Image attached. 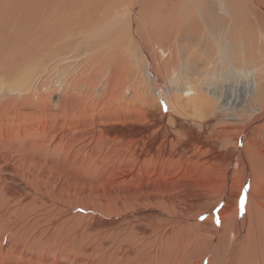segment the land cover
Masks as SVG:
<instances>
[{
	"label": "bare ground",
	"instance_id": "bare-ground-1",
	"mask_svg": "<svg viewBox=\"0 0 264 264\" xmlns=\"http://www.w3.org/2000/svg\"><path fill=\"white\" fill-rule=\"evenodd\" d=\"M126 1L0 0V56L12 54L7 69L16 78L7 85L5 79L0 81V200L5 203L0 227L4 221H16L19 228L13 231L29 233L36 239L43 227L52 226L57 212L54 197L61 205L67 204L63 199L67 195L70 200L72 191L67 181L73 149L91 157L94 140L97 136L98 143L103 140L100 133L87 138L81 132L92 124L101 125L105 112L116 114L120 105L128 104L118 96L120 84L114 81L115 70L111 68L106 79L97 78L95 65H86L87 77L81 70L73 80L68 70L72 61L62 50L93 38L100 25L101 30L113 33L121 15L118 8ZM154 1L129 0L124 13L130 15L128 25L135 27L140 12L151 13L150 3ZM175 1H167L170 8L164 13L173 10ZM176 9L185 19L184 24L180 22L184 27H179L173 37L175 45L163 50L161 67L167 78H159L165 81L167 105L185 121L169 118V127L176 131L168 130V117L160 114L157 118L156 100V109L149 108L150 95L138 97L139 104L131 113H123L124 118L115 116V124L137 127L131 133L108 132L104 138L122 147L129 139L132 150L125 151V156L117 151L113 155L130 163L120 180L130 182V187L121 192L119 201L99 205L102 210L126 217L98 232L113 233L115 239L109 249L124 259L142 257L149 264H189V259L196 264H203L205 259L207 264L212 260L239 264L238 258L244 255L237 253V247L235 251L228 246V240L240 232L246 236L252 231L255 235L254 223L264 222V56L253 58L247 52L264 51V0H184ZM120 38L108 40L112 49L120 46ZM95 43L89 40L86 47L96 49L89 52L98 60L102 53ZM139 45L144 48L143 43ZM157 56L155 53L152 60ZM177 57L183 68L179 83L174 74ZM153 77L147 75L146 81L152 84ZM11 83L13 90L8 87ZM81 84L82 92L78 89ZM56 85L63 97L61 104L53 107L47 99ZM157 89H152L153 94ZM143 93L146 95V90ZM72 98H77L74 115L65 105ZM31 99L36 101L32 107ZM184 99L186 104L180 107ZM41 105L44 108L38 109ZM212 120L220 121L218 131L210 127ZM73 129L80 131L73 134ZM152 133L156 134L152 144L144 148ZM57 140L50 153L51 144ZM210 141L219 144L222 151L199 160L200 152L205 156L211 150ZM227 146L233 150L227 151ZM227 153L230 158L224 160ZM53 154L61 161L52 163L54 159L49 156ZM148 162L155 163L150 173L143 171ZM131 210L136 215H126ZM147 220L152 226L143 224ZM171 238L173 246L169 244L168 248Z\"/></svg>",
	"mask_w": 264,
	"mask_h": 264
},
{
	"label": "rangeland",
	"instance_id": "rangeland-1",
	"mask_svg": "<svg viewBox=\"0 0 264 264\" xmlns=\"http://www.w3.org/2000/svg\"><path fill=\"white\" fill-rule=\"evenodd\" d=\"M167 1L170 0H156V2L154 1V3L152 4L150 3L152 12L149 14H147L148 11L146 10L144 13L140 12L139 14L140 17L137 20L136 25L134 27L131 24L128 25L129 20L127 18L130 15L124 14L127 9L126 3L127 6L128 4H130L129 0H127L125 5H121L120 8H118V11L121 13V15L119 16V19L116 21L118 27L112 30L113 33L103 29L101 30V28L103 27L100 25L95 29L97 30V33L93 38H87L78 47L71 46L70 48L66 47L62 49L65 51L66 54L70 56L69 59L72 61L68 70L70 71L69 76L73 78V80H75L76 77L79 76V72L81 70L83 71L86 70V65H95V69H97L96 71L99 70L97 72V76H98L97 78L103 77V79H106L110 76L109 70L111 68L115 70L116 74L113 76L114 81L117 82L118 80V84H120L119 90L117 92L118 96H123L122 97L123 101L125 102L127 101L126 104L128 103L129 105L128 104L126 106L123 104L120 105L121 106V107L119 106L120 110L116 112V114H114V112L112 113L105 112L106 116L102 117L103 122L101 125L92 124L94 125L93 127L90 126L91 128H88L84 132H81L87 138L91 133L93 134L97 132V134H95V137L100 133L103 136V140L100 143H98V136L94 140L92 148H95V152L91 153V157L88 156L89 154H85L84 152L78 153V151L75 148L73 149L74 152L72 154L73 157L71 159L72 163H70L71 167L70 166L68 167V169L71 172V177L69 178L70 181L69 180L67 181L68 182L67 185L70 187V189L68 190H71L73 193L72 192L71 194L69 193L71 195V196L69 195L70 200L67 197L68 195L66 196L67 198L66 197L63 198L64 200L65 199L68 200L66 205H61L60 200H58L56 196L54 197L53 201H56V204L54 203L55 205L53 204V207L57 206L56 208L57 212L55 216L56 221H54L55 225L53 224L50 227H43L41 230V234L40 235L38 234V237L36 239H33L29 236V233L21 234L18 231H13L14 228L16 229L19 228L17 227L18 223H16V221L13 223L11 222L8 223L7 221L3 222V225H1L0 227V264H135V262L136 264L137 263L149 264L142 257H138V259L137 257H131L129 259L125 258L127 260L126 261L124 258H121L119 256L117 257L116 253L113 252L115 251L114 249L112 250L109 249L113 245V240L115 239V236L113 235L114 236L113 237L111 235L113 234L112 232H110L109 234L106 232L104 233V231L99 233L98 232L99 229H102L103 227H108V225L112 223L115 224L119 221V219L120 220H122L123 218L125 219L126 216H118V215H114L109 210H108L109 212L106 210H102L103 208L101 207V205H99V202L103 203L102 206L104 205V201H108L111 204H113L121 199L122 197L121 192L125 191L130 187V182L120 181L123 178V175L121 173L123 172V170L130 168L131 166L130 163L128 164V160L126 159L123 161L122 159L116 160V157L113 155L116 151L124 154L123 156L129 153V151L132 150L129 145V139L127 140L126 143L127 145L124 144L125 146L122 147L123 145H121V143H117V141H110L109 139H108L109 141L108 140L105 141L104 138L105 136H108V134H110L108 132L115 133V131L120 132L121 130V132L131 133L132 131H136L137 127L135 129L127 124L117 125L115 124V121H113V119H116L115 116L117 117V119L124 118L122 117V115H124L123 113H131L130 110L135 109L134 106L139 104L138 97L141 98V96L142 97L145 96V98H147L150 95L148 99L152 103L150 102L151 104H149V108L151 109V111L152 110L154 111L156 109L155 105H157V107L159 106L158 108L159 112L157 118L159 117L160 114L166 116V118L168 117L166 119L168 130L176 131L173 127H169V123H168V120L172 119L173 117L185 121L180 117L179 114L172 111V109L167 105L166 102L167 100L164 97L165 88H166L165 81L164 79H161L162 77L159 78L160 76H163V78L164 77L167 78V75L166 74L164 75L162 71L163 69L161 67L163 63L162 60L165 58L163 54V50L168 49L169 47L175 45L174 44L175 40H173L174 39L173 37H175L179 33V29H181L179 27L183 26L181 24V23L184 24L182 20L185 21L184 17L180 13H178L180 3H182V1L184 0H176L174 2V5L171 6L173 10L164 13L165 8L167 9L168 7L170 8V4ZM175 7L178 8L176 9L178 12L174 11ZM167 34H171L173 36L168 37ZM118 36L123 37L120 38L118 42L120 46L118 48L112 49V44L108 40L112 38H116ZM134 36L137 37L135 38ZM89 40L97 41V43L95 44H99V46L96 45V47L99 48L98 51L102 53L101 54L102 56H100L98 60L92 59L90 57L92 53L89 51H96V49L94 50L92 47L91 50L90 48L87 49L86 42ZM141 43H143L144 48H142L139 45ZM109 46L111 47V49L108 48ZM174 48L176 47L174 46ZM247 52L248 55L252 56L253 58L258 57L259 59L260 58L262 59V55L264 56L263 50H260L259 52L256 51V49H254L250 51L247 50ZM155 53H157L158 55L157 56L158 59L156 61L152 60ZM168 54L166 53V55ZM12 57H13L12 54H7V56H4L2 54V56H0V81L1 79H5L6 84L4 85H7V83L10 82L11 79L16 80V78L13 77V75H11V73L8 72L7 69L8 66L10 67L12 64L11 63ZM177 61H178L177 64L174 66L175 69L174 74L175 75L177 74L175 76V82L177 81L179 83L180 81L179 78H181V71L183 72V68L180 67L181 64L180 59ZM255 61L258 60L255 59ZM4 66L7 67L4 68ZM175 67H177V69ZM27 69L25 68V71L29 72ZM170 69L171 68H169L167 73L169 77L172 72ZM92 72L93 70L88 71L87 73L92 74ZM146 74L150 78L154 76L153 77L154 80L151 79L152 84L151 82L148 83L146 81V76H147ZM85 76L87 77L86 71H85ZM12 83L8 86L10 87L9 90L14 89V87H11ZM14 84L15 86L17 85V83ZM82 87L83 84L79 85L78 87L79 91L81 92L83 91ZM143 88H147V89H143ZM153 88L156 89L158 88L157 94H153L152 92ZM145 90L147 92L146 95L145 93H143V91ZM62 94L63 92L56 85L55 91L53 92V94H51V96H49L47 100L48 102H50V104L53 107H58L61 104V98L63 97ZM76 99L77 98H72V100L65 103V105L68 104L69 106L70 115L75 114L74 108L76 107L77 104V101H75ZM154 100H156V103L154 102ZM35 102H36L35 99H31V102L29 103L31 107L35 104ZM185 104H186V99L181 101L179 103V106L180 107L182 105L185 106ZM43 108L44 106L42 105L38 107V109H43ZM220 125L221 124L219 120L216 121L212 120L210 127L213 126L215 128L214 130L218 131ZM143 126L144 123L142 124V128ZM79 131L80 130L77 131L73 129V134H76ZM152 134L153 135L149 136L148 139L145 141L144 148H147L152 144L153 139L155 138L156 135L155 133ZM207 134H209V131H207ZM263 135H264V131H263ZM58 141L59 140L51 144L52 148L50 149V153H53L52 152V150L54 149L53 147L54 145L56 146V143H59ZM183 141L187 142L186 139H184ZM209 144L212 145L210 147L211 150L207 151L205 156L200 152L199 160H204L205 157H210L212 155L215 156L214 153L216 152L219 153L222 151V149L219 147V144L215 146L211 141L209 142ZM119 150H123V151H119ZM226 150L227 151L233 150V147L227 146ZM187 155L188 157L190 156L189 154ZM54 156H55L54 154L49 156L54 159L51 160L52 163L56 164L57 162L61 161V160H56V156L55 157ZM76 156L78 159H74L76 158ZM229 158H230V154L227 153L226 158H224V160H229ZM75 160H77V162H75ZM100 166L101 168L99 169ZM153 167H155V163L148 162V164L143 167V171L146 173L149 171L152 172ZM233 169H236L235 166L233 167ZM138 172L139 171H137L136 173ZM117 188H120V191H117ZM76 191L82 193L81 196L77 195L78 192L75 193ZM89 202L92 204V206L94 205L95 206L92 207L91 204H89ZM84 204H88V205L86 206ZM3 205H5V203L4 200L1 199L0 216H2L3 214V210L1 209ZM58 211H60L59 214ZM144 211L147 212L148 210H144ZM71 212L75 213L76 215ZM131 212L132 210L127 212L126 215L128 214L136 215L135 212L132 213ZM147 221L143 222V224L147 225L148 227H150V225L152 226V224L149 223L152 221L150 220ZM156 223H159V221H156ZM186 225H191V223ZM254 227L256 229L255 235L252 233V231H250L246 236L245 233L240 232L239 234L235 233V236L231 237L228 240V246L230 245L231 247L235 248V251L237 247L238 248L237 253L239 255H244L240 259L238 258L239 264H264V222L257 221L256 223H254ZM119 238L121 239V237ZM172 241H174L173 238H171L168 243L166 241L164 242H166L167 247L170 248V246L171 247L173 246ZM127 245L129 244L127 243ZM108 249L110 250L109 252H107ZM156 249H157V253L160 252L158 248ZM188 261L191 262L189 264H196L194 263L195 261H192L191 259H189ZM197 261L198 260H196V262ZM217 262H218L217 260L216 261L212 260L210 261V264H218L219 262L218 263ZM207 263H208V259H205L203 264H207Z\"/></svg>",
	"mask_w": 264,
	"mask_h": 264
},
{
	"label": "snow or ice",
	"instance_id": "snow-or-ice-1",
	"mask_svg": "<svg viewBox=\"0 0 264 264\" xmlns=\"http://www.w3.org/2000/svg\"><path fill=\"white\" fill-rule=\"evenodd\" d=\"M204 217H201V219H203ZM219 223V221H217Z\"/></svg>",
	"mask_w": 264,
	"mask_h": 264
}]
</instances>
